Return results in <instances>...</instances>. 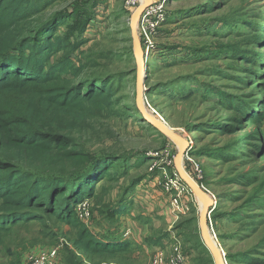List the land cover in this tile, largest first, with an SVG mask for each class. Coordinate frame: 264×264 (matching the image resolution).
Here are the masks:
<instances>
[{"label": "rangeland", "instance_id": "obj_1", "mask_svg": "<svg viewBox=\"0 0 264 264\" xmlns=\"http://www.w3.org/2000/svg\"><path fill=\"white\" fill-rule=\"evenodd\" d=\"M147 1L52 0L44 8V18L63 11L54 29L68 42L80 44L72 57L77 64L93 65L85 72L88 76L113 75L118 112L98 118L95 125L91 119L83 138L88 150H114L123 158L109 160L113 179L97 183L95 195L83 197L80 203L85 204L75 207L79 228L50 216L31 219L11 234L0 235L1 264H28L31 251L56 246L59 264L68 248L82 264H157L159 254L161 264L176 263L179 255V264L202 259V243L195 244L194 237L199 233L202 239L207 201L178 170L180 143L148 127L138 112L140 54L134 36L146 62L141 87L147 88L150 106L145 103L144 109L187 142L191 138L183 168L203 191L216 197L206 225L213 237L216 234L221 252L254 253L262 242L264 0ZM80 4L92 17L85 21V31L79 24L69 28L78 21L73 6ZM142 4H147V11L133 25ZM62 56L63 52L54 53L51 63ZM150 86L157 88L148 94ZM116 169L122 170L120 177ZM253 179L258 183L246 186ZM85 228L99 239L129 246L110 257L85 254L76 248Z\"/></svg>", "mask_w": 264, "mask_h": 264}, {"label": "trees", "instance_id": "obj_2", "mask_svg": "<svg viewBox=\"0 0 264 264\" xmlns=\"http://www.w3.org/2000/svg\"><path fill=\"white\" fill-rule=\"evenodd\" d=\"M51 1L0 0V235H9L15 227L27 225L31 219L45 220L46 216L79 228L82 223L75 207L83 197L95 195L97 183L113 179L109 160L123 158L114 150L90 151L84 143L83 132L92 126L91 119L95 125L98 118L118 112V90L112 83L113 75L88 76L85 72L93 65L74 61L73 52L80 44L68 42L54 29L63 11L41 17ZM73 7H77L73 15L78 21L69 28L79 24L85 31L91 13L81 4ZM77 9L81 12H74ZM60 52L63 56L51 63L52 55ZM154 88L157 86H150L148 94ZM116 172L120 177L122 170ZM258 181L253 179L246 186ZM192 220L197 223L195 217ZM194 238L195 244L204 243L199 233ZM202 244L198 251L204 254L196 264L206 260L215 264ZM257 244L254 253L228 252L227 261L264 264V237ZM126 246L99 239L86 228L76 240V248L85 254L107 257ZM61 264L82 263L68 248Z\"/></svg>", "mask_w": 264, "mask_h": 264}, {"label": "water", "instance_id": "obj_3", "mask_svg": "<svg viewBox=\"0 0 264 264\" xmlns=\"http://www.w3.org/2000/svg\"><path fill=\"white\" fill-rule=\"evenodd\" d=\"M145 6L144 5L141 6L139 8V10L135 13L134 18H133V25L137 22V18H138V16H140L139 14H141V12L145 8ZM134 37H135V42L137 44V47L140 46L138 38L136 36H134ZM143 71H145V69ZM144 78H145V72H143V74L141 75L140 74V69H139V75H138L139 83H138L137 103H138V108H139L140 112L142 113V115L145 117L146 120L151 122L155 127L160 129L162 132L167 134L172 140H174V141L183 140L184 146L181 147V149H180V151L178 153V156H177L176 164H177L178 170H179L181 176L188 182L189 185H191L194 189H195L194 186H197L198 188H200L201 186L197 182L195 183L192 179H189L190 177L188 178L185 175L186 173H185L183 167L181 166V168H180V165H179V162H178V158H180L182 160V157L184 156L185 152L187 151L188 146H189L188 142L182 136H180L177 132H175L173 128L169 127L165 122H163V120L157 119L155 121V120H150L148 118L149 116H147V112L144 109V106H145V103H146L144 96L146 95L147 88L146 89H142V87H141V85H142L141 81H143ZM204 193L208 195L207 192L204 191ZM208 197H209V200H210L209 207H211L213 205V199L214 198L211 195L210 196L208 195ZM209 207L205 211H202V220H201V224H200L202 239H203L205 245L207 246V248L209 249V252L214 257L215 262L217 264H228V261H227V258H226V253L225 252H223V253L220 252V247H221V246H219L220 244L212 236V234H210L209 228L206 225V221H207L206 214L207 213L210 214V210H211V209L209 210ZM208 218H209V216H208ZM221 250H222V247H221Z\"/></svg>", "mask_w": 264, "mask_h": 264}, {"label": "built area", "instance_id": "obj_4", "mask_svg": "<svg viewBox=\"0 0 264 264\" xmlns=\"http://www.w3.org/2000/svg\"><path fill=\"white\" fill-rule=\"evenodd\" d=\"M146 9L147 8L145 7L144 10H143V13L145 12ZM144 97H145V102L148 103V105L150 106V103H149V100H148L147 96L145 95ZM188 141H189L188 145L190 146L192 144L191 138H188ZM186 156L188 157V151L186 152ZM190 160L194 162V160H192V159H190ZM195 165H196V163H195ZM213 198H214L213 199V205L211 207L217 205L216 197L213 196ZM83 204H85V203H83ZM83 204L81 202L80 204H78V206L80 205V208H81V206ZM176 208H177V210L179 212L182 211L180 209L179 205H177ZM77 214L79 215L78 211H77ZM80 215L83 218H87V213H81L80 212ZM209 216H210V214H209ZM214 237L218 241V238H217L216 234H214ZM59 249H60L59 246L35 249V250L31 251L28 254V256H27L28 264H59ZM155 259H156V263L157 264H161L163 262V260H164L163 256L161 254L157 255ZM182 260H183V258L181 257V255H179L178 259H177V262L176 263L174 262L173 264H179Z\"/></svg>", "mask_w": 264, "mask_h": 264}, {"label": "bare ground", "instance_id": "obj_5", "mask_svg": "<svg viewBox=\"0 0 264 264\" xmlns=\"http://www.w3.org/2000/svg\"><path fill=\"white\" fill-rule=\"evenodd\" d=\"M149 1V0H148ZM148 1H147V3H148ZM146 5V4H145ZM144 5V6H145ZM142 6H143V4H142ZM137 49H138V52H139V54H140V56H139V69H140V74L142 75L143 74V70L145 69V66H146V62H143L144 60V57H143V52H142V50H141V47L140 46H138L137 47ZM146 112H147V116H149L148 118L150 119V120H157V118L152 114V112L150 111V113L148 112V110H146ZM154 116V117H153ZM164 122V121H163ZM168 125V124H167ZM169 126V125H168ZM170 127V126H169ZM179 143H180V145H181V147H183L184 146V142H183V140H180V141H178ZM178 162H179V165H180V168H181V166L183 167V160H181L180 158H178ZM184 169V168H183ZM185 171V170H184ZM186 173V172H185ZM188 178H189V175L186 173L185 174ZM189 179H192L195 183H196V181L193 179V178H189ZM195 187V190L197 191V193H198V195H200V196H202L204 199H206V201H207V204L206 205H204L203 206V211H205L208 207H209V205H210V200H209V197H208V195L207 194H205L204 193V191H203V189H201V187L200 188H198L197 186H194ZM220 252H221V249H220ZM222 253V252H221Z\"/></svg>", "mask_w": 264, "mask_h": 264}, {"label": "crops", "instance_id": "obj_6", "mask_svg": "<svg viewBox=\"0 0 264 264\" xmlns=\"http://www.w3.org/2000/svg\"><path fill=\"white\" fill-rule=\"evenodd\" d=\"M167 212V211H166ZM168 214V213H167Z\"/></svg>", "mask_w": 264, "mask_h": 264}]
</instances>
